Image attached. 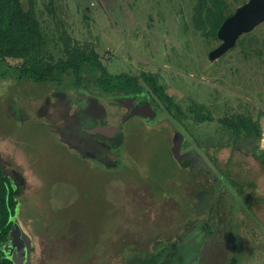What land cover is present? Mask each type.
<instances>
[{
    "label": "rangeland",
    "instance_id": "374dc122",
    "mask_svg": "<svg viewBox=\"0 0 264 264\" xmlns=\"http://www.w3.org/2000/svg\"><path fill=\"white\" fill-rule=\"evenodd\" d=\"M228 1L234 10L242 0ZM195 2L35 0L45 49L53 59L64 55L58 38L64 29L94 48L110 74L156 73L185 114L177 117L158 101L151 120L123 119L115 159L105 152L110 143L93 137L103 147L93 158L59 139L44 109L48 106L49 119L60 124L61 94L70 101L97 97L109 123H115L120 105L105 102L107 95L89 81L78 85L72 75L34 81L20 76L15 66L0 65V150L13 151L26 164L34 185L29 209L35 264H143L139 261L146 250L153 251L156 239L157 247L176 251L164 264H230L231 255L234 264H264V144L255 135L233 134L223 122L238 113L257 121L264 110V21L210 60L207 52L219 39L204 37L193 26ZM195 109L211 119L195 121ZM176 129L189 159L178 160L171 152ZM194 155L197 164L202 157L204 164L222 165L215 178L192 165ZM218 208L227 214L235 249L213 243L225 236L211 234L215 225L220 230ZM239 211L241 217H234ZM208 236L214 239L206 243ZM197 246L198 251L190 250Z\"/></svg>",
    "mask_w": 264,
    "mask_h": 264
},
{
    "label": "trees",
    "instance_id": "16d2710c",
    "mask_svg": "<svg viewBox=\"0 0 264 264\" xmlns=\"http://www.w3.org/2000/svg\"><path fill=\"white\" fill-rule=\"evenodd\" d=\"M244 1L242 0L241 3ZM49 2L52 3V0ZM34 3L35 0H0V65L15 66L20 76H26L34 81H47L54 77L63 78L72 75L78 85L82 81H89L105 96L141 95V98L149 99L155 109L158 108L160 101L171 114L185 117L183 110L157 81L156 73L141 71L138 74L127 72L110 74L94 48L73 39L64 29L58 34L64 55L53 59L52 52H47L45 49V38L35 13ZM193 9V26L204 37H216L221 22L234 11L230 10L228 0H196ZM53 42L56 44L55 40ZM9 60L15 61L10 64ZM191 110L193 111L194 108ZM262 113L263 111L257 114V121L250 115L238 113L233 116L232 114L223 118L224 126L233 134L235 131V135L239 133L246 137L255 135L258 139L259 124H256V127L253 123L254 121L258 123ZM193 119L195 121L211 119V114H203L197 110ZM164 246L152 247L153 251L152 249L151 252L147 251L148 255L141 263H169L176 251H168ZM164 250L167 252L162 253ZM160 257L162 259L158 261ZM233 263H235L234 258L230 261V264Z\"/></svg>",
    "mask_w": 264,
    "mask_h": 264
},
{
    "label": "flooded vegetation",
    "instance_id": "af4514ba",
    "mask_svg": "<svg viewBox=\"0 0 264 264\" xmlns=\"http://www.w3.org/2000/svg\"><path fill=\"white\" fill-rule=\"evenodd\" d=\"M132 97L134 99L130 102L129 99ZM103 100L107 103L110 101L120 105L122 111L119 116L121 118L119 117L120 119L115 123H109L103 105L99 102L97 97H84L81 99L75 97L74 101H70L66 96L64 97L62 95L58 105L61 107L60 124H55L53 120L49 119L48 112L46 111L48 106L44 109V113L47 119L51 121L48 125L59 139L69 146L72 145L80 148L81 151L78 153L90 155L93 158L97 153H103L102 144L97 141H92L93 137H98L104 139L106 144L110 143V150L105 152L108 154V158L113 160L116 156V152L113 149L115 145H118L117 133L119 128L115 133L108 134L101 131V127L103 125L120 127V124H123V119L128 116L127 114L138 107L137 105H141L145 102H148L155 111L156 109L149 99H145L144 97L141 98V95L121 97L108 95ZM49 106L54 107L53 110L56 108L53 102ZM192 106L193 108L195 107V105ZM142 117H144L146 121H149L155 116ZM112 119L115 118L112 117ZM178 131L179 130L176 129L173 133L171 146L174 142L178 143L180 141V152H186L187 156H189L191 152L183 150V140L179 139L178 134L180 133ZM175 134L177 136L176 139ZM88 140L97 148H95L93 144H88ZM218 146L221 148L223 147L221 143ZM9 151L10 153H3L0 150V264H35V240L34 233L32 232L34 218L29 209L34 185L30 181L29 169L26 164H20L14 157L13 151ZM192 157L196 162V164L192 165L197 168L200 167V169L209 174L211 178H215V170L220 172L222 165L216 164L217 161H213V164L200 166V164H197L196 156L194 155ZM189 158L190 157H187V159ZM214 158L219 160V154L215 153ZM188 167L189 166H187V168ZM157 241L156 239L155 243ZM145 253L147 254V250ZM103 258L102 256V259ZM139 260L140 259L137 258V261ZM139 262L141 263L142 261L140 260Z\"/></svg>",
    "mask_w": 264,
    "mask_h": 264
},
{
    "label": "water",
    "instance_id": "95a60500",
    "mask_svg": "<svg viewBox=\"0 0 264 264\" xmlns=\"http://www.w3.org/2000/svg\"><path fill=\"white\" fill-rule=\"evenodd\" d=\"M262 21H264V0H245L221 22L216 31V37L220 40V42L218 43V45L211 48L207 52L208 59L214 60L223 55L226 51L229 50V48L234 46L239 35L250 32L257 24ZM133 99V97L130 98V102H132ZM137 106L138 107L134 108L130 113L127 114L128 116L126 117L132 115L146 117L154 116L155 110L150 106L148 102ZM118 128V126L111 127L103 125L101 127V131L112 134L115 133ZM178 135L179 139L181 140L182 136L180 134ZM176 138L177 136L175 137V139ZM179 142H174V144L171 146V152L173 156L178 160L188 157L187 154H183L180 152Z\"/></svg>",
    "mask_w": 264,
    "mask_h": 264
},
{
    "label": "crops",
    "instance_id": "0c3cea01",
    "mask_svg": "<svg viewBox=\"0 0 264 264\" xmlns=\"http://www.w3.org/2000/svg\"><path fill=\"white\" fill-rule=\"evenodd\" d=\"M61 95H64V94H61ZM199 155V154H198ZM200 157V156H199ZM203 162H205L204 161V158H202V157H200V166L201 165H205ZM192 199H191V203H192V208H193V210L194 211H196L195 210V204L199 201L198 200V197H197V193L195 192V191H193V193H192ZM203 208H205V207H203ZM219 209V208H218ZM206 210V209H205ZM210 212V211H209ZM218 215L217 216H219L218 218H219V220L218 221H215V222H218L219 223V226H220V230L218 229V226L217 225H215L216 227H217V230L214 232V233H211V234H215L216 232L218 233V235H220L222 232L225 234V236H224V238L222 239V240H219L220 238H218L217 236L215 237V239H214V237L213 236H211L210 238H209V236H208V238L205 240L204 238H203V240L207 243H209V242H212V240H213V243H215L216 244V242L218 243V242H221L222 241V243H224V247H225V249H235L236 248V238L234 239L233 237H232V234H234V233H232L229 229H228V227H227V222L228 221H226L227 220V217H226V213L222 210V208H220L219 210H218ZM240 213H241V211H239V212H237V213H233V215H234V217H235V215H236V218L237 217H241V215H240ZM222 216H224V221H222ZM195 218H196V216H194ZM217 218V219H218ZM194 219V218H193ZM233 221H235L234 219H233ZM229 222L231 223V221L229 220ZM237 223H238V221H236ZM204 224V223H203ZM238 231H241V228L240 229H238ZM235 232V231H234ZM235 233H237V232H235ZM211 240V241H210ZM186 242H184V244H185ZM150 245H151V243H150ZM157 245V242L155 243V240H154V243L152 244V247L153 248H155V246ZM186 245V244H185ZM217 245V244H216ZM201 247H203L202 245H201ZM197 250L198 249V246L197 247H193V249H191L190 248V250ZM201 249V248H200ZM189 250V251H190ZM209 250H211V249H209ZM148 251V250H147ZM198 251V250H197ZM196 251V252H197ZM184 254H186V252H184ZM227 254H228V252H227ZM185 256V255H184ZM184 256H182V257H184ZM180 257V256H179ZM232 258H234L235 259V256H230V259L228 260L229 262L231 261V259ZM236 260V259H235ZM234 264V263H233Z\"/></svg>",
    "mask_w": 264,
    "mask_h": 264
},
{
    "label": "built area",
    "instance_id": "2783aa9c",
    "mask_svg": "<svg viewBox=\"0 0 264 264\" xmlns=\"http://www.w3.org/2000/svg\"><path fill=\"white\" fill-rule=\"evenodd\" d=\"M259 129H260V132H259L258 141L261 145V144H264V110L259 118Z\"/></svg>",
    "mask_w": 264,
    "mask_h": 264
}]
</instances>
